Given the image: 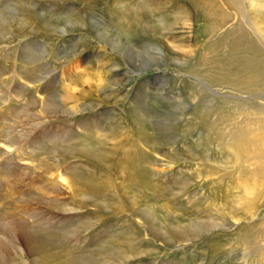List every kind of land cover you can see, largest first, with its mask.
<instances>
[{
	"label": "rangeland",
	"instance_id": "1",
	"mask_svg": "<svg viewBox=\"0 0 264 264\" xmlns=\"http://www.w3.org/2000/svg\"><path fill=\"white\" fill-rule=\"evenodd\" d=\"M248 1L241 20L258 38L246 23L251 4L264 14V0ZM226 2L0 0V116L9 113L0 128L4 140L23 145L20 154L9 153V166L18 169L4 180L15 187L10 197L33 198L35 207L50 187L80 207L63 221L67 226L50 220L64 248L57 264H260L253 250L237 248L235 233L264 219V201L254 217L246 214L254 182L249 162L218 139L229 134L227 110L245 104L208 92L211 86L225 93L232 80L246 86V96L264 92V73L251 85L247 67L237 64L239 50L233 61L215 57L225 54L227 41L220 39L237 23L210 26L202 12L223 6L235 13ZM115 40L124 50L132 46L133 58L119 54ZM209 57L220 63L212 72ZM254 98L250 105L264 107ZM71 108L75 116H64ZM70 126L76 133L67 139L63 128ZM45 128L56 139L28 145ZM30 214L24 220L34 222ZM9 226L0 222V243L15 242ZM185 229L192 240L182 239Z\"/></svg>",
	"mask_w": 264,
	"mask_h": 264
},
{
	"label": "bare ground",
	"instance_id": "2",
	"mask_svg": "<svg viewBox=\"0 0 264 264\" xmlns=\"http://www.w3.org/2000/svg\"><path fill=\"white\" fill-rule=\"evenodd\" d=\"M246 1L247 0H227L226 4L229 5L231 10L235 9L236 10L235 13L231 12L228 9L226 10V8H223V6H220L218 9H211L210 8L211 9L210 12H206V9L204 8L205 10H204V12H202V14H203V16H205L207 18L205 20L207 21L208 24H210V26H217L220 29L227 26L232 21H235L237 23L236 25H234V27H232L231 29H228L227 32L223 35V37L220 39V41H224V40H225L224 42L227 41V47H226L227 50H226L225 54L223 55V57L218 56V55L217 56L215 55V57L216 58L221 57V59L223 61H226V60L229 61V59H231L233 61L234 50L235 49L239 50L240 54H238V55L236 54L237 55V61L239 62L237 64H240V66L247 67L246 72L249 74L248 76H249V79L251 81V85H255V86L257 85L258 86V82L261 80V75H262V73H264V59H263V57H264V14L262 13L263 11L261 12L260 5L258 7L257 4L252 5L250 3L251 9H252V12H251L252 15L248 14V21L246 24L250 27L248 29H251L253 32H255L257 34L258 38H253L252 36H250L252 34V32L247 34L246 27L243 24V21L241 20L242 11H244L242 9V5ZM249 1L252 2V0H249ZM151 4H153V3H151ZM185 7H186V5H185ZM187 9H188V7H187ZM154 10H156V9H154ZM187 18L188 19H187L186 25L192 26V22H191L192 17L189 16V12L187 13ZM3 20H5V19H3ZM66 31H67L66 29H63V32H66ZM177 31H179V30H177ZM188 34H190V33H188ZM256 34H255V36H256ZM229 35H231V36H229ZM100 36H102V35H100ZM179 40L180 39L175 40L176 46L187 47L183 43L179 44L180 43ZM112 42L113 43H111V44L116 49H123V50L125 49V48H121V43H119L118 41L115 40ZM217 42H219V40ZM149 43L150 42H147L146 45L147 46L152 45ZM177 43L179 45H177ZM160 47L162 50H160V48H159V50L161 52L163 51V55L166 54L167 50H165V48L162 46H160ZM211 48L213 50L212 52H215L216 51V43H211ZM188 50H190V49H188V48L185 49V51H188ZM190 51H192V50H190ZM132 52H133L132 46H130L128 50H124L122 52L118 51V53L121 54L123 57H125L126 60L128 58H133ZM212 52L210 51L209 54L211 55ZM212 55H214V53ZM159 56H162V54L160 53ZM152 59H149L145 65L150 66V64H153ZM209 59L211 60L210 63H215L213 57H209ZM109 60H108V62H109ZM217 62H219V60H217L214 65H211L212 67L211 66L208 67V70L210 72L214 71L215 68L217 67V65L220 64V63L218 64ZM156 63L158 64V69L159 68L162 69V66H163L162 58H160L158 60V62H156ZM204 63H206V62H204ZM116 64H118V61ZM261 66H263L262 69H261ZM37 67H39V66H37ZM119 69H121V68H119ZM37 72H39V71H37ZM33 80H36V79L34 78ZM52 82H53V80H52ZM229 83L232 84L231 85L232 87L230 86L229 90H227V92H225V93H220L216 89H213L211 86H209L208 92H211L212 96H218V97L221 96V97H225V98L226 97H233V98L237 99L238 101H242L243 104H245L241 108V110H227L225 115H226V122L229 124V129H228L229 134L223 133V135L221 134V137H219L218 139H221L222 142H224L229 147L233 148V150L236 149L237 150V156H239L242 160H244V162H249L248 163V166L250 168L249 174L251 176H253L254 182L250 185L251 188L249 191H251V197L247 198V200H245L246 201V207L244 208V210L247 211L246 212L247 215H252V217H254L255 216V210L258 208V205H259V201L260 202L264 201V114H263L264 113V107L261 104H257L256 107L253 105H250V103H248V100H250L252 97H255L254 99L258 98V99L264 101V92L252 93L251 95L246 96V93L248 91H246L245 85H237L239 83H237L234 80L229 81ZM47 85H49V84H47ZM53 86H54V83H53ZM259 88H261V87H259ZM249 92H251V91H249ZM81 94H82V92L80 93V95ZM80 99H81V96H80ZM78 107L79 106H77V108ZM79 109L81 110V112H83L87 108L79 107ZM77 110L78 109H76V108H71L70 110L66 109V110H63V114H64V116H65V114H67L68 116L74 115L77 112ZM232 113L235 114L233 119L230 118V117H232ZM8 115H9V113L7 115L0 116V123L4 119H6V117ZM98 116H96L95 120L98 119ZM56 117L59 118V117H62V115H56ZM82 123H84V122H82ZM77 124H79V123H77ZM75 125H76V123H75ZM61 127H63V126H61ZM79 127L85 128V125L82 126V124H81V125H79ZM65 129H66V127H65ZM65 129L63 128V131H66V133L68 134L67 139H69L72 136V134L76 133L75 129L72 126L68 127L66 130ZM43 131L49 132V129L47 130L45 128L40 133L38 132L39 134L32 133L33 137L28 142L29 143L28 145H30L32 142H33V144H35L36 142L40 141L42 137L44 140H50L53 138L56 139V137L58 136V135L57 136L52 135V138H50V136H46L47 134L44 135ZM61 131H62V129H61ZM61 131H59V132H61ZM31 132H34V131L31 130ZM4 137H8V136L5 135V130L0 128V148L3 149V152H2V150H0V222H2V221L9 222L10 233H8V236H10V237L13 236L15 242L12 240L9 245H7L5 242L0 243V264H30L33 262L41 263V264H57L55 262V260H57L62 253L64 254V252H63L64 248H60L58 243H56V240L54 239V236L56 235V233L53 232V227H52L53 225H52V223H50V220L53 221V220H56V218H62V219H60L62 222L64 220L66 222V220H69V219L73 220L74 217H71V216H75V214L78 212L77 210H79L80 207L75 206V205H71L67 198L61 196L62 193H60L58 190L53 189V188L51 190H49L50 187H49V189H46V190L44 188H42L43 191L45 190L44 192H45L46 196L43 195V198L42 199L40 198L39 201H38V199H36L35 207L33 206V203H32L33 198L32 199H25V200H23V199L15 200L14 197H10V196H12V191L15 189V187L11 184H6L5 181H6V179L10 178L11 174L17 175L18 169H16V168L13 169L11 164L9 166V161H12L13 160L12 157H14L12 155L10 157L9 153L15 152V153L20 154L19 152L21 151L23 145L16 142L15 140H13L11 137L8 140H4L5 139ZM20 145H22L21 149H20ZM10 149H13V150H10ZM7 150H8L7 154L9 156L5 154V152ZM243 186H246V185H243ZM45 187H46V185H45ZM259 188H260V191H259ZM260 192H261V194H260ZM22 194H23V192H22ZM6 201H7V204L5 203ZM17 202H20L21 205L20 204L18 205ZM8 203H9V205H8ZM22 203H24V204H22ZM37 208L40 209L41 214H37V215L32 214L31 210L36 211ZM29 214L31 217H34V222L24 220V217L26 215H29ZM63 218H66V219H63ZM237 220L240 221L242 219L240 218ZM252 222H254L253 219H252ZM64 224L66 225V223H64ZM203 226L205 228V227H208L210 225L207 224V226H206V224H204ZM203 226L199 225V226H197V228L199 227L200 229H203ZM213 226H214V224H213ZM220 226H221V224H220ZM221 228H223V227H221ZM185 231H186V229L180 230V235L181 236H182V234L186 235ZM173 237L175 238L176 235ZM192 237L190 238V234H188L182 239L184 241H190L193 239ZM195 237H197L196 234L194 235V238ZM235 239L237 240L236 241L237 248H239L240 246H243V247H245V249L249 248L250 250H253L254 251L253 253L258 258V262L260 264L261 263L264 264V219L261 220L260 222H257L255 225H249L247 227L240 228L235 233ZM246 257L247 256L244 255L245 259H246ZM118 258H120V257H118ZM18 259L23 261V262L19 261ZM113 259H115V258H113ZM107 260H109V259H107ZM59 262L61 263V261H59ZM81 262H83V260ZM253 262H254V260H253ZM102 263H103V261H102ZM87 264H89V263H87Z\"/></svg>",
	"mask_w": 264,
	"mask_h": 264
}]
</instances>
